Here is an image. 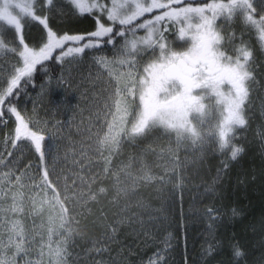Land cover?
Here are the masks:
<instances>
[{
	"label": "snow or ice",
	"instance_id": "6c2138e0",
	"mask_svg": "<svg viewBox=\"0 0 264 264\" xmlns=\"http://www.w3.org/2000/svg\"><path fill=\"white\" fill-rule=\"evenodd\" d=\"M53 10L88 15L94 28L83 34L54 30L48 14ZM33 22L43 26L38 45L26 43L25 29ZM0 29V58H16L6 76L0 77V124L8 123L6 117L14 118L4 137L7 157L0 153V166L8 168L4 174L8 187L0 184V193L11 200L7 207L0 206V264H44L46 255L48 264H65L74 232L83 229L82 236H89L90 204L109 191H115L113 202L118 203L121 195L128 197L141 183L175 181L173 186L183 189L186 166L179 151L186 144L202 149L210 143L221 155L230 153L233 161L242 153L234 140L237 130L248 123L255 46L264 51V0H0ZM105 46H110L111 57L101 54L93 63L101 77L106 74L108 87L102 91L107 95L95 113V128L85 129L88 135L80 142L82 156L96 157L82 164L81 171H91L93 165L97 171L74 178L69 186L68 177L57 168L58 157L45 145L43 130L15 101L22 86L31 83L37 66L51 59L71 62L86 50L101 51ZM62 83L61 78L58 84ZM158 130L170 138L174 135L176 143L167 149L171 166L164 175L157 177L136 156L113 170L114 158L125 144ZM9 143L13 150L25 144L37 161L15 175V183L11 178L19 171V161L11 159L14 151L7 149ZM137 163L140 167L134 172ZM222 163L226 169L228 163ZM105 180L111 181V188L104 186ZM96 184L102 186L94 189ZM45 211L47 227L42 221L38 229L35 219ZM214 211L207 210L213 221ZM29 216L31 231L25 223ZM105 238H111L107 232L91 241L94 251L106 250L96 247ZM168 246L166 239L164 251ZM231 250L233 264H239L243 250L238 244ZM212 251L210 245L209 254ZM162 262L159 251L148 260V264Z\"/></svg>",
	"mask_w": 264,
	"mask_h": 264
},
{
	"label": "trees",
	"instance_id": "16d2710c",
	"mask_svg": "<svg viewBox=\"0 0 264 264\" xmlns=\"http://www.w3.org/2000/svg\"><path fill=\"white\" fill-rule=\"evenodd\" d=\"M48 14L50 26L60 32L83 34L94 28V19L88 15L78 17L67 13V10L63 15L55 10ZM25 34L26 43L39 44L43 26L38 22L30 23ZM61 67L62 63L55 59L37 66L31 83L22 86L21 95L15 102L22 113L31 119L38 118L32 121L36 128L44 129L43 134L47 137L45 145L58 157L57 168L68 177L67 183L71 186L74 178L93 175L97 166L93 165L91 171L88 168L81 171V165H86L89 158L96 159L91 153L82 156L80 151V142L88 133L80 135L74 129L76 123L67 121L74 118L75 112L67 116L63 93L43 92L47 81L59 76ZM252 67L255 81L251 102L246 109L248 123L237 130L234 140L236 146L243 148L237 159L230 160V153L221 155L210 143L202 149H193L190 144L182 146L179 158L186 166L183 189L175 188V181L167 184L141 183L128 197L121 195L118 203L113 202L115 191H109L98 203L90 204L89 236H82L83 229L74 232L65 264H148L149 258L158 251L163 256L162 264H233L231 246L234 244H238L244 252L239 264H264V51L259 46H255ZM41 90L43 96L38 97ZM6 119V125L0 124V145L5 134L14 126V118ZM169 146L176 147L175 137L170 138L163 130L155 131L145 139L129 142L114 158L113 170L136 156L151 167L153 174L162 176L165 169L171 166L167 152ZM149 147L155 151L146 152ZM7 149L14 151L11 159L19 161V171L12 177L15 183V175H20L29 162L35 165L37 161L23 143L14 150L9 144ZM4 156L7 157V151ZM223 161L228 163L226 169ZM139 167L137 163L134 172ZM0 169L8 172V168L3 166ZM121 179H124L123 176ZM2 185L6 190L8 184ZM100 186L96 184L94 189ZM104 186L111 188V181L105 180ZM2 196L3 193H0V206L6 207L11 200L1 199ZM41 198L43 193L37 196L38 200ZM126 205L128 210L124 211ZM210 208L215 210L213 215L217 219L214 221L207 215ZM76 211L81 209L77 207ZM100 217L103 219H98ZM42 221L46 229V211L42 217L35 219L38 229ZM93 221L96 223L93 224ZM25 223L31 231L32 217L29 216ZM108 226L115 227L116 231L111 232ZM106 232L111 238H105L96 245L106 250L97 253L91 241L100 240ZM44 239L47 240L46 232ZM166 239L169 246L164 251ZM210 245L213 248L211 254L208 252ZM31 258L36 257L33 255ZM49 259L46 255L44 264H48Z\"/></svg>",
	"mask_w": 264,
	"mask_h": 264
},
{
	"label": "rangeland",
	"instance_id": "374dc122",
	"mask_svg": "<svg viewBox=\"0 0 264 264\" xmlns=\"http://www.w3.org/2000/svg\"><path fill=\"white\" fill-rule=\"evenodd\" d=\"M33 44L38 45V43H31L30 45ZM101 54H107L111 57L112 52L110 46L104 47L101 51L95 49L87 50L85 53L78 55L75 60L63 63L59 71V76L54 80H48L43 91L45 93L50 92L51 94H64L67 116H71V113L75 112L74 118L68 119L67 121L76 123L74 129H76L75 131L80 133V135H83L85 133L84 130L89 127L95 128V113L98 107L102 106L103 98L107 95L106 92L102 91L108 87L105 83L106 74L104 77H101L99 74L100 70L93 63V58ZM15 59L16 58L11 55L0 58V77L6 76L11 68V64L15 62ZM61 78L63 79V83L58 84ZM43 92L41 90L38 97L43 96ZM37 119L36 117L32 120L35 121ZM38 129L44 130L42 128ZM9 144H7V148ZM5 152L3 140L0 145V153L4 155ZM4 174L5 172L0 169V184H7V178L4 177ZM1 199L3 198L1 197ZM10 203H7V205Z\"/></svg>",
	"mask_w": 264,
	"mask_h": 264
}]
</instances>
